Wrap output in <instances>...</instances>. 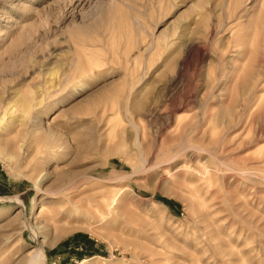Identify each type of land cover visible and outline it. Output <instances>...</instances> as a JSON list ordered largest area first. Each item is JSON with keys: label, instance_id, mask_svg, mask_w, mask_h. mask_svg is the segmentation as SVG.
Here are the masks:
<instances>
[{"label": "rangeland", "instance_id": "rangeland-1", "mask_svg": "<svg viewBox=\"0 0 264 264\" xmlns=\"http://www.w3.org/2000/svg\"><path fill=\"white\" fill-rule=\"evenodd\" d=\"M0 264H264V0H0Z\"/></svg>", "mask_w": 264, "mask_h": 264}, {"label": "bare ground", "instance_id": "bare-ground-1", "mask_svg": "<svg viewBox=\"0 0 264 264\" xmlns=\"http://www.w3.org/2000/svg\"><path fill=\"white\" fill-rule=\"evenodd\" d=\"M20 203H22V202H20Z\"/></svg>", "mask_w": 264, "mask_h": 264}]
</instances>
